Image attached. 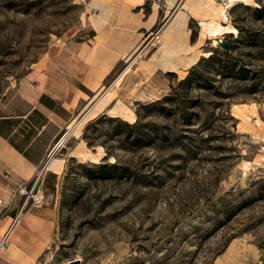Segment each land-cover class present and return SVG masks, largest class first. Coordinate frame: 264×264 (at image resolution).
<instances>
[{"label":"rangeland","instance_id":"obj_1","mask_svg":"<svg viewBox=\"0 0 264 264\" xmlns=\"http://www.w3.org/2000/svg\"><path fill=\"white\" fill-rule=\"evenodd\" d=\"M176 3L0 0V102L37 64L80 85L107 37L135 46L99 93L138 56L34 184L23 213L50 233L40 264H264V0L214 17L237 31L215 44L213 16L171 20ZM174 23L184 50L166 55L156 36Z\"/></svg>","mask_w":264,"mask_h":264},{"label":"crops","instance_id":"obj_2","mask_svg":"<svg viewBox=\"0 0 264 264\" xmlns=\"http://www.w3.org/2000/svg\"><path fill=\"white\" fill-rule=\"evenodd\" d=\"M95 2L97 7L105 10L111 0ZM179 31L180 26L176 23L164 30L160 37L163 48L164 33L167 40L173 37L170 46L167 44L168 48H176L179 43L184 45V40H176L180 37ZM104 39L100 38L101 41ZM106 42L94 49L97 54L88 60L90 72L85 79H79L80 85L70 87L59 71L52 73L44 69L45 64H37L0 102V196L6 185L4 171L11 170L19 182L30 181L36 170L46 163L49 151L69 124L82 117L94 103L99 95L98 89L112 67L135 46V43L124 46L117 35L107 37ZM174 51L180 53L183 50L178 48ZM196 61L197 57L187 62L181 60L174 65L162 66V69L189 67ZM11 217L5 215L0 219V237ZM49 238L46 227L36 222L29 212L23 213L11 230L8 245L0 250V264H40Z\"/></svg>","mask_w":264,"mask_h":264},{"label":"bare ground","instance_id":"obj_3","mask_svg":"<svg viewBox=\"0 0 264 264\" xmlns=\"http://www.w3.org/2000/svg\"><path fill=\"white\" fill-rule=\"evenodd\" d=\"M225 1H226L225 2L226 7L219 6L218 8H216L213 5L214 0H177L176 5H174V12H173L174 16L172 17L171 20H173L177 14L185 11V8H187L186 10H191L192 12H198L199 10L204 9L205 12H208L213 17L207 22H201V25H202L203 30H205L206 34H208V36H211L212 38H214V39H212V41H213V44H215L216 42H218V41H216L215 38H217V36H219L220 34H226V33L235 34L237 31L234 27L224 26L221 23H219V21L217 19H213V18L218 17L220 19L225 20L226 19V9L225 8L230 7L235 2L248 3V0H225ZM161 34L156 36V38L159 39L161 37ZM163 36L165 37L164 38L165 39V41H164L165 48H163V49H164V53L166 55L175 54L176 52L174 51V49L179 48V50H184V47L181 45V43H179L178 45L175 44L176 48H174V47L168 48L167 44L169 45V43L172 42L173 37L170 36V39L167 40L165 33L163 34ZM136 58H138V56ZM135 59L133 61H135ZM133 61L131 62V64L133 63ZM131 64L126 66L121 71V73H119L117 78H115V80L112 81L107 88H105L103 91H101L99 93V95L97 96L94 103L91 106H89V108L87 109V112L82 117H80L76 121L74 120V122H71L69 124L66 131H64V133L59 137L57 142L54 144L52 149L49 151V154L47 156L48 159L46 161V171L57 172V168L59 167L61 161H59L57 158H55V153L58 151V149L63 148L68 137H70L76 131L78 126L81 125L89 115L95 113V111L98 109V105L101 104L105 100V97L108 96L112 92L113 89L118 87L119 81L122 79V77H124L128 73V71L130 70L129 69L130 66H132Z\"/></svg>","mask_w":264,"mask_h":264},{"label":"built area","instance_id":"obj_4","mask_svg":"<svg viewBox=\"0 0 264 264\" xmlns=\"http://www.w3.org/2000/svg\"><path fill=\"white\" fill-rule=\"evenodd\" d=\"M45 167L46 163L41 168L36 170L32 179L27 182L17 181L13 177L11 170L4 171L3 177L6 180V185L4 186L3 193L0 196V219L5 215H11L12 219L7 229L0 237V250L4 249L8 245L11 230L16 224L19 216L23 214V209H25L27 201L29 199L32 201L40 199V196L32 191L34 189V184L44 173ZM32 180H34V183L29 195L27 188Z\"/></svg>","mask_w":264,"mask_h":264},{"label":"water","instance_id":"obj_5","mask_svg":"<svg viewBox=\"0 0 264 264\" xmlns=\"http://www.w3.org/2000/svg\"><path fill=\"white\" fill-rule=\"evenodd\" d=\"M219 47L222 48L224 51H228L231 47V44L227 41H220ZM66 264H79V263H78V261H72V262H68Z\"/></svg>","mask_w":264,"mask_h":264}]
</instances>
